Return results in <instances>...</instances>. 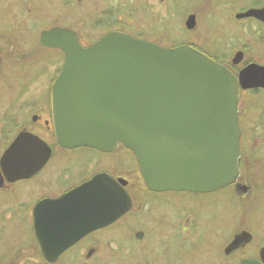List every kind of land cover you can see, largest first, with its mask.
<instances>
[{
	"label": "flooded vegetation",
	"instance_id": "obj_1",
	"mask_svg": "<svg viewBox=\"0 0 264 264\" xmlns=\"http://www.w3.org/2000/svg\"><path fill=\"white\" fill-rule=\"evenodd\" d=\"M83 1L0 0V64L13 66L27 51L34 65L60 63L56 72L43 66L38 78L44 74L46 84L28 94L42 96L41 106L35 95L24 103L21 89L1 113L0 159L10 148L12 167L24 173H5L0 164V264H264V0H170L185 13L180 29L205 33L204 45H179L199 50L237 81L239 172L234 182L203 191L150 189L133 151L119 142L106 150L57 140L50 92L66 59L63 45L85 48L113 31L132 36L117 26L126 3L72 17ZM247 68L258 84L241 83ZM96 175L115 183L120 193L113 198L127 208L102 223L99 207L78 218L62 215L73 207L63 209L57 199Z\"/></svg>",
	"mask_w": 264,
	"mask_h": 264
},
{
	"label": "water",
	"instance_id": "obj_2",
	"mask_svg": "<svg viewBox=\"0 0 264 264\" xmlns=\"http://www.w3.org/2000/svg\"><path fill=\"white\" fill-rule=\"evenodd\" d=\"M63 46L66 59L50 92L62 146L112 150L119 142L133 151L153 190H214L236 180L238 87L226 67L188 44L162 47L120 31L85 48ZM239 76L246 86L259 83L251 68ZM10 153L7 148L1 156L3 171L24 173L23 167H12ZM42 161L33 162L31 170ZM119 193L112 180L96 175L57 200L63 209L73 207L62 213L66 216L99 207L102 223L127 208L113 198ZM42 252L48 259L44 241Z\"/></svg>",
	"mask_w": 264,
	"mask_h": 264
},
{
	"label": "rangeland",
	"instance_id": "obj_3",
	"mask_svg": "<svg viewBox=\"0 0 264 264\" xmlns=\"http://www.w3.org/2000/svg\"><path fill=\"white\" fill-rule=\"evenodd\" d=\"M101 1L102 0H84L82 3H79V7L73 11L72 17L82 20L88 19L94 14L93 11L95 9L103 8L106 3L109 4L110 2L113 7L118 6L119 8L126 3L124 11L125 16L123 20H121L122 22L117 26L126 29L128 34L132 36L142 35L145 38L154 39L159 42L161 46L165 47H174L180 43L189 42L190 40L196 41V44L204 45L205 33L202 28H199L198 32L194 34L187 33L185 30L180 29V19L185 13L182 9L173 7L170 0H104L103 4H100ZM78 21L79 20H76L74 23H78ZM0 44H3L1 38ZM13 53L17 56L19 55V52L16 50H14ZM34 57L32 52L27 51V53L23 54L19 59L12 62L14 63L13 66L0 64V125L3 121L1 119V113L10 105L14 96L20 92L21 89L27 91L23 94L24 103H26L27 100H31V96L38 95L36 93H32L31 96L28 94L29 92L43 88V81L46 77L43 74L42 79L41 77L38 78L40 75L38 72L42 70V67L44 66L47 70L56 72V69H58L60 65V63L56 62L49 65L42 64V66L34 65L32 63ZM35 70L36 75L34 74ZM44 84H46V80ZM36 98L40 99L35 107L41 106L43 104L42 96H36ZM255 183L258 184L259 182L255 180ZM259 203H261L260 209H264V200H261ZM6 235L7 233H5V236ZM5 236H1V241L4 240ZM15 238H17V236ZM11 244L12 242H9V245Z\"/></svg>",
	"mask_w": 264,
	"mask_h": 264
}]
</instances>
